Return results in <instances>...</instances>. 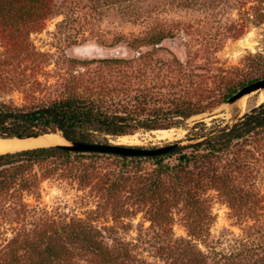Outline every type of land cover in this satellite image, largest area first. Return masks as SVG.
<instances>
[{
    "label": "rangeland",
    "instance_id": "obj_1",
    "mask_svg": "<svg viewBox=\"0 0 264 264\" xmlns=\"http://www.w3.org/2000/svg\"><path fill=\"white\" fill-rule=\"evenodd\" d=\"M46 3L50 12L40 26H19L21 37L14 43L15 30L0 21V100L32 105L87 97L102 84L119 99L145 97L141 117L168 125L122 135L94 133L92 142L186 145L264 101L259 89L233 106L224 101L186 119L161 113L212 105L233 87L264 77V0ZM159 36L164 37L157 42ZM111 59L117 61L105 62ZM177 128L186 129L179 138L153 139L154 131ZM148 157L84 153L3 167L0 188L13 177L26 186L0 190V257L17 232L45 227L72 252L71 262L106 264L83 254L71 238V230L84 228L111 251L129 250L131 260L114 264H264V209L257 217L239 218L214 189L193 200L168 192L161 203L145 199L142 188L156 167ZM177 158L172 154L163 162L173 165ZM258 187L264 196V169ZM154 212L170 219L152 222Z\"/></svg>",
    "mask_w": 264,
    "mask_h": 264
},
{
    "label": "trees",
    "instance_id": "obj_2",
    "mask_svg": "<svg viewBox=\"0 0 264 264\" xmlns=\"http://www.w3.org/2000/svg\"><path fill=\"white\" fill-rule=\"evenodd\" d=\"M46 2L47 0H0V21L15 30L13 43L21 37L19 26L28 25L32 29L40 26L44 16L50 12ZM162 37H157L156 41H160ZM3 58V61H8ZM257 79L259 78L251 79L247 83ZM244 85L241 83L238 87H233L212 105L195 104L161 113L168 117L189 118L224 102ZM96 88L95 94L91 96H66L32 105H17L13 101L0 100V137L24 138L61 132L69 141L92 142L94 133L122 135L137 128L168 126L155 123L151 115L141 117L138 110L144 109L149 102L145 97L134 95L130 100H124L112 95L105 85L99 84ZM159 112L153 113L159 116ZM84 153L100 154L76 152L59 146L0 153V172L5 166L24 164V161L36 162L54 156L70 159L72 156L82 157ZM172 154H178L177 163H164V158ZM148 158L154 160L156 167L154 176L142 188L145 199L161 203L165 199L162 198L164 193L168 192L179 194L186 200H193L203 191L214 189L237 217H257L259 211L264 209V196L258 187V180L264 169V101L236 118L233 123L212 127L193 143ZM5 185L0 190L9 192L14 186L15 191H18L26 186V181L17 183L13 177ZM149 219L152 222L165 223L170 217L154 212L149 215ZM71 231L69 234L78 245L79 251L93 255L101 263L114 264L132 259L127 248L111 251L93 240L84 228ZM189 235L195 236L192 232ZM59 241L60 236L45 227L31 233L19 231L1 248L3 255L0 257V264H75L69 259L72 252L59 245Z\"/></svg>",
    "mask_w": 264,
    "mask_h": 264
},
{
    "label": "water",
    "instance_id": "obj_3",
    "mask_svg": "<svg viewBox=\"0 0 264 264\" xmlns=\"http://www.w3.org/2000/svg\"><path fill=\"white\" fill-rule=\"evenodd\" d=\"M264 89V77L259 78L253 82L247 83L238 89L235 93L229 96L224 104L227 106L234 105L237 101H239L243 96L249 94L252 91ZM40 135L36 136H28L29 137H39ZM61 137H63L61 135ZM19 139H23L20 137H16ZM65 143L63 144H54L51 146H59L71 151L76 152H99V153H111L115 155H122V156H157L162 155L165 153H169L180 149L185 146L184 143L175 142L170 143L164 146H155L151 148H144L138 146H130V145H120V144H111V143H98V142H85V141H69L65 139Z\"/></svg>",
    "mask_w": 264,
    "mask_h": 264
},
{
    "label": "bare ground",
    "instance_id": "obj_4",
    "mask_svg": "<svg viewBox=\"0 0 264 264\" xmlns=\"http://www.w3.org/2000/svg\"><path fill=\"white\" fill-rule=\"evenodd\" d=\"M185 132H186V129H183V128L170 129V130H158V131L153 132L154 134L153 139H160V140L167 139L171 141V139L181 137ZM63 143H65V140L63 139V137L55 133H48V134L40 135L39 137H29V138H23V139H19L16 137H13V138H1L0 137V153L17 151V150H22V149H30V148L42 147V146H51L54 144H63Z\"/></svg>",
    "mask_w": 264,
    "mask_h": 264
}]
</instances>
